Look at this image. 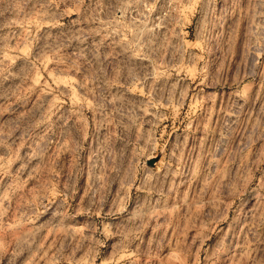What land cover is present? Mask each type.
I'll return each mask as SVG.
<instances>
[{"label":"rangeland","instance_id":"374dc122","mask_svg":"<svg viewBox=\"0 0 264 264\" xmlns=\"http://www.w3.org/2000/svg\"><path fill=\"white\" fill-rule=\"evenodd\" d=\"M0 264H264V0H0Z\"/></svg>","mask_w":264,"mask_h":264},{"label":"built area","instance_id":"2783aa9c","mask_svg":"<svg viewBox=\"0 0 264 264\" xmlns=\"http://www.w3.org/2000/svg\"><path fill=\"white\" fill-rule=\"evenodd\" d=\"M177 1H181V0H177Z\"/></svg>","mask_w":264,"mask_h":264}]
</instances>
